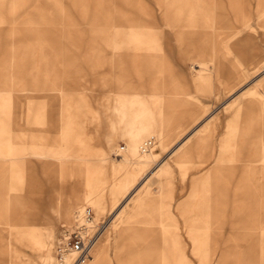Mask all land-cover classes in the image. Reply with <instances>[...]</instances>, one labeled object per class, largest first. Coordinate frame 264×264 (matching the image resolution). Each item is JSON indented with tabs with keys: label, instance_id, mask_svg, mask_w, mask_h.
I'll use <instances>...</instances> for the list:
<instances>
[{
	"label": "rangeland",
	"instance_id": "374dc122",
	"mask_svg": "<svg viewBox=\"0 0 264 264\" xmlns=\"http://www.w3.org/2000/svg\"><path fill=\"white\" fill-rule=\"evenodd\" d=\"M85 204L100 264H264V0H0V264Z\"/></svg>",
	"mask_w": 264,
	"mask_h": 264
},
{
	"label": "built area",
	"instance_id": "2783aa9c",
	"mask_svg": "<svg viewBox=\"0 0 264 264\" xmlns=\"http://www.w3.org/2000/svg\"><path fill=\"white\" fill-rule=\"evenodd\" d=\"M151 145L148 141L143 150H148ZM91 219V210L86 209L82 222L61 234L55 250L58 264H84L90 258L91 249L102 228L89 227Z\"/></svg>",
	"mask_w": 264,
	"mask_h": 264
},
{
	"label": "bare ground",
	"instance_id": "6f19581e",
	"mask_svg": "<svg viewBox=\"0 0 264 264\" xmlns=\"http://www.w3.org/2000/svg\"><path fill=\"white\" fill-rule=\"evenodd\" d=\"M88 206H90V204L89 205H87V204H85V205H82L81 207H78L77 208V210L74 212V214H73V216L71 215V210L72 209H75V208H71L70 206H65V208H64V210H63V216H69V218L72 216V218H71V225H72V227L71 228H68L67 230H70V229H72L74 226H77L79 223H81L82 222V217H83V215H84V212L86 211V207H88ZM102 212L100 213V214H102L103 213V211L104 210H101ZM92 213V212H91ZM71 215V216H70ZM103 223H97L95 220H94V217H93V214H92V219H91V221H90V223H89V227H93V228H99V227H102L101 228V230H100V233H101V231H103V232H105L104 230L106 229V226H105V228H103ZM102 229H104V230H102ZM99 233V234H100ZM102 235V234H101ZM104 235V234H103ZM99 237H100V235L98 236V239H97V241L94 243V245H93V247H92V249H91V253H90V258L84 263V264H100L101 263V261L102 260H100L99 258H98V255H97V248H96V244H97V242H98V240H99ZM106 238H107V236H105ZM60 238V237H59ZM39 241V240H38ZM37 241V242H38ZM58 242H59V239L57 240V243H56V246H57V244H58ZM38 244V243H37ZM55 250H56V247H55ZM50 252V251H49ZM48 252V253H49ZM48 257H50V256H48ZM54 258H55V264H58L57 263V261H56V254H55V256H54ZM51 258H49V264H51ZM54 261V260H53ZM53 264V263H52Z\"/></svg>",
	"mask_w": 264,
	"mask_h": 264
},
{
	"label": "crops",
	"instance_id": "0c3cea01",
	"mask_svg": "<svg viewBox=\"0 0 264 264\" xmlns=\"http://www.w3.org/2000/svg\"><path fill=\"white\" fill-rule=\"evenodd\" d=\"M72 218V217H71Z\"/></svg>",
	"mask_w": 264,
	"mask_h": 264
}]
</instances>
